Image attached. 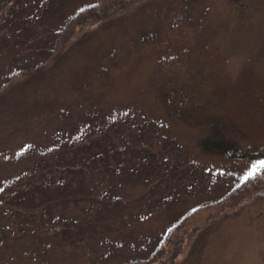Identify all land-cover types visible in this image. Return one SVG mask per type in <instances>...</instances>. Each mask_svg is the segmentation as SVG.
<instances>
[{
	"label": "rangeland",
	"instance_id": "1",
	"mask_svg": "<svg viewBox=\"0 0 264 264\" xmlns=\"http://www.w3.org/2000/svg\"><path fill=\"white\" fill-rule=\"evenodd\" d=\"M107 3L0 0V264L145 260L183 214L264 168L262 158L229 159L205 143L219 122L231 145L264 154V0H248L243 19L232 0H146L65 50L67 34L91 27L82 19ZM53 53L41 72L19 73ZM131 121L137 137L147 128L135 146L147 149L149 178L119 182L114 209L55 204L42 214L16 197L27 190L21 179L83 129L117 125L115 145L131 146ZM207 211L194 219L199 246L176 264H264V201L205 230ZM61 220L72 243L52 230Z\"/></svg>",
	"mask_w": 264,
	"mask_h": 264
},
{
	"label": "trees",
	"instance_id": "2",
	"mask_svg": "<svg viewBox=\"0 0 264 264\" xmlns=\"http://www.w3.org/2000/svg\"><path fill=\"white\" fill-rule=\"evenodd\" d=\"M143 1L146 0H108L103 13H89L87 17L82 19V21L92 20L90 21L92 26L81 27L82 29L80 28L78 34L74 33L73 30L70 31L62 46L66 45L65 50H67L69 48L68 43L77 40L79 36L81 38L78 40L81 41L84 38L82 36L88 33V28L93 30V28L102 26L104 22H110L112 14L116 11H120L117 14L119 16L130 11L129 9L137 7ZM103 16L106 17L105 20H103ZM55 54H50L51 58L46 60L44 64L36 66L35 69L30 68L19 73L41 72L47 66V62L54 60ZM3 88H6V85ZM147 127L149 128L150 125L147 124ZM134 129L135 127H130L125 131L128 144H133L125 146L126 141L122 143L124 144L122 147L116 146L113 141L114 137L120 138L124 134L117 129V126L109 133H107V129L101 127L94 130L91 128L83 129L76 137L74 135L75 139L73 138L72 143L68 144L70 145L69 149L58 150L59 154H56L52 160L37 164L32 172L21 179L19 183L22 186L26 185L27 190L23 193H17L16 197H21V200L26 201L31 207L41 209L42 214L48 210L52 214L55 208L51 209L49 205L55 204L82 205L85 208V203H90L99 211L101 209H114L120 203L118 198H113L114 191H118L119 182L125 183L126 179H139V181L145 182L146 180L147 182L149 178L148 174L142 172V169H147L150 159L143 157L147 149L135 146L146 137L147 128H142L139 137L136 135L141 128L135 132ZM233 154L234 158L246 160L256 156L240 150L234 151ZM133 166H136V169L130 174ZM152 168L154 169V163H152ZM47 193L51 194L50 200L45 195ZM259 201H264V170L249 178L223 198L204 203L184 215L168 231L165 238L166 246L161 253L160 249L164 246L159 247L156 253L145 260L136 258L124 263L176 264L179 258L199 246L197 232L202 229V225L200 224L201 221L194 219L200 211L212 212L204 221L205 227L203 229L208 230L228 219V217L238 214L245 207ZM56 225L52 230L56 229L57 235H61L63 241L72 243L74 241V238L71 237L73 226H70L65 220H61ZM168 246L169 250H167ZM124 263L121 262L120 264Z\"/></svg>",
	"mask_w": 264,
	"mask_h": 264
},
{
	"label": "flooded vegetation",
	"instance_id": "3",
	"mask_svg": "<svg viewBox=\"0 0 264 264\" xmlns=\"http://www.w3.org/2000/svg\"><path fill=\"white\" fill-rule=\"evenodd\" d=\"M232 1L235 2L236 4H238L240 7V9H238L239 13H237L238 17H240V18L245 17L248 14V11L251 10V5L248 3V0H232ZM216 129H217V131L219 129V133L221 134V131L224 130V127L222 126L221 123H217ZM208 144L209 145H215L218 148L219 147L223 148L226 145V143L223 141L222 137H220V135H217V134L210 136L208 138Z\"/></svg>",
	"mask_w": 264,
	"mask_h": 264
},
{
	"label": "snow or ice",
	"instance_id": "4",
	"mask_svg": "<svg viewBox=\"0 0 264 264\" xmlns=\"http://www.w3.org/2000/svg\"><path fill=\"white\" fill-rule=\"evenodd\" d=\"M252 174H254V173H250V175H252Z\"/></svg>",
	"mask_w": 264,
	"mask_h": 264
}]
</instances>
